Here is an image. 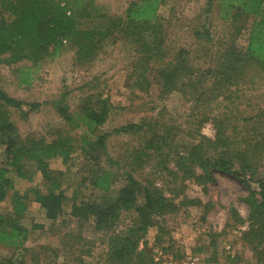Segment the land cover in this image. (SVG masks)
I'll list each match as a JSON object with an SVG mask.
<instances>
[{
	"label": "rangeland",
	"instance_id": "obj_1",
	"mask_svg": "<svg viewBox=\"0 0 264 264\" xmlns=\"http://www.w3.org/2000/svg\"><path fill=\"white\" fill-rule=\"evenodd\" d=\"M2 1L0 23L2 19L9 21ZM81 1L93 15L103 14L107 23L113 17L125 16L130 3L140 0ZM223 1L213 0L208 8V0H161L158 19L147 25L151 31L161 26L158 46H153L154 57L149 60L145 57L151 51L140 50L131 37L117 34L109 35L91 52L65 41L55 57L46 56L37 67L25 56L0 62V90L23 102L21 109L6 106L9 120L16 123L22 136L47 141L59 136L76 141L81 130L59 114L58 103L67 105L72 113L84 102L106 104L108 114L98 133L130 122L142 125L138 133H110L105 140L106 154L102 153L98 162L74 152L69 160L55 157L48 165L51 177L61 182L66 193L77 189L79 203L111 201L130 171L176 204L175 211L157 216L158 223L138 238L135 255L123 264H264V245L259 247L262 251H255L258 239L251 241L242 235L248 228L250 206L244 198L248 190L240 180L212 167L208 169L212 179H208L197 163L188 160L177 166L175 160L188 155L190 145L215 139L217 119L225 121L231 138L264 141V69L250 61L248 75L237 85L230 80L216 84L208 73L245 47L251 23L259 17L246 10H240L236 18L228 16L222 11ZM78 19L80 28L101 22L91 17ZM149 33H145V40L151 43ZM158 48L162 49L159 53ZM162 56L167 60L174 56L188 65L183 64L185 73L166 93L155 82L157 67L166 65L158 60ZM26 66L36 72L31 82L21 83L17 74ZM33 103L36 105L31 106ZM153 134L168 138L172 152L167 162L161 161L160 148L156 149L151 140ZM163 149L168 152L170 147ZM137 154L140 160L133 161ZM210 155L217 154L212 151L206 156ZM190 165L194 172L189 171ZM258 165L257 173L264 178V149ZM26 166L34 174L32 178H18L14 190L25 193L33 186L46 190L50 180L36 164ZM97 168L111 172V190L98 192L81 185V178ZM10 193L1 204L3 209L11 207ZM189 199L202 203L190 205ZM63 209L66 215L51 221L29 199L25 222L35 224L25 241L30 251L16 254L0 246V255L18 262L23 259V264H110L106 236L96 230L94 220L78 221L69 215L68 203ZM121 217L122 224H132L135 213L125 210Z\"/></svg>",
	"mask_w": 264,
	"mask_h": 264
},
{
	"label": "trees",
	"instance_id": "obj_2",
	"mask_svg": "<svg viewBox=\"0 0 264 264\" xmlns=\"http://www.w3.org/2000/svg\"><path fill=\"white\" fill-rule=\"evenodd\" d=\"M212 1L208 0V8L212 5ZM160 3L161 0L133 1L128 6L125 16L113 17L109 22L104 23V15L99 13L93 15L83 8L84 3L81 0H65L63 5L57 0H3L1 4L8 13L9 21L2 19L0 23V62L10 63L25 56L29 57L37 67L46 56L55 57L65 41L87 47V51L91 52L109 35L117 36V34L123 38L131 37L132 41L139 44L140 50L151 51L150 55L145 57L149 60L154 57L153 46H158L157 35L161 31V26L151 31L148 30L147 25L158 19ZM221 7L224 14L226 12L233 18L240 16V10L259 16L251 23L245 47L237 51V54L224 58L219 69L208 70L213 76L214 83L230 80V83L237 85L244 80L243 76L248 75L246 68L250 61L264 69V0H224ZM233 7L237 9L232 11ZM68 11L70 12L67 13ZM80 16L91 17L101 22L94 27L80 28L78 26ZM148 31L149 36L153 38L151 43L145 40V33ZM161 43L160 35V45ZM160 50L162 51L158 48L157 53ZM168 58L170 59H165V56L161 59L158 57L159 62L165 61L166 64L165 67L161 65L157 67L155 76V82L160 85L162 93L175 87L178 78L185 73L184 61L174 56ZM23 69L24 71L20 70L17 74L19 81L31 82L36 70L31 66ZM235 75L239 77L236 78ZM22 104L21 100L0 90V245L9 247L16 254L30 251L29 247L25 246V241L30 227L35 224L30 226L25 222L29 199H33L51 221L66 215L63 206L68 203L69 215L78 221L93 219L96 230L103 231L109 248L108 262L126 263L137 251L138 238L144 236L150 227L158 223L157 216L175 211L176 204L150 183L136 179L130 171L125 173L126 182L119 187L111 201L79 203L77 189L74 188L71 194L66 193V189L61 187V182L51 177L48 165L50 159L55 157L67 161L74 152L82 154L85 159L98 162L101 154H106L105 140L110 133H138L142 130V125L130 122L115 127L112 131L98 133V126L106 121L108 114L106 104L95 106L91 102H84L72 113L67 105L58 103L56 107L59 114L66 122L79 127L81 133L73 142L59 136L47 141L42 137L22 136L16 123L9 120V107L21 109ZM35 105L36 103H33L31 106ZM215 127L217 131L215 139L201 140L190 145L189 154L175 159L176 165L180 166L190 160L205 169L208 179H212L208 172L210 167L238 178L248 190L244 198L250 206L248 228L242 232V235L251 241L258 239L253 249L262 251L264 246L262 249L259 247L264 245V178L258 175L257 167L264 149V141L253 142L252 139L238 141L231 138L226 133L227 125L223 119H217ZM151 140L156 143V149L160 148V157L163 158L161 161L167 162L166 159L172 152L168 138L164 134L159 136L153 134ZM164 146L170 147V150L165 152ZM177 151L178 149L175 150ZM212 151L214 155L217 154L216 157L210 155L211 157L208 158L206 155ZM140 157V154H137L133 161L140 160ZM27 163L36 164L43 177L50 180L46 190L36 186L25 193L14 190L18 178H32L34 174L27 168ZM192 167L193 165H190L189 171L194 172ZM80 183L98 192L109 191L112 186L111 172L97 168L92 175L82 177ZM9 193L11 207L7 210L3 209L1 204ZM188 203L201 205L202 202L199 199H189ZM125 210L135 213L132 224L121 223V214ZM0 264H23V259L18 262L11 257L0 255Z\"/></svg>",
	"mask_w": 264,
	"mask_h": 264
},
{
	"label": "crops",
	"instance_id": "obj_3",
	"mask_svg": "<svg viewBox=\"0 0 264 264\" xmlns=\"http://www.w3.org/2000/svg\"><path fill=\"white\" fill-rule=\"evenodd\" d=\"M0 246H1V245H0ZM1 247L5 248V249H9V247H4V246H1Z\"/></svg>",
	"mask_w": 264,
	"mask_h": 264
}]
</instances>
